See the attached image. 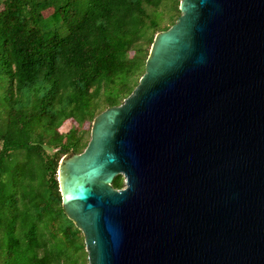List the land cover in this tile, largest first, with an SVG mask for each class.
Wrapping results in <instances>:
<instances>
[{
    "label": "water",
    "instance_id": "1",
    "mask_svg": "<svg viewBox=\"0 0 264 264\" xmlns=\"http://www.w3.org/2000/svg\"><path fill=\"white\" fill-rule=\"evenodd\" d=\"M179 10L132 92L59 161L88 264H264V0Z\"/></svg>",
    "mask_w": 264,
    "mask_h": 264
},
{
    "label": "trees",
    "instance_id": "2",
    "mask_svg": "<svg viewBox=\"0 0 264 264\" xmlns=\"http://www.w3.org/2000/svg\"><path fill=\"white\" fill-rule=\"evenodd\" d=\"M179 14V0H0V264H86L59 161L82 151L85 120L132 92Z\"/></svg>",
    "mask_w": 264,
    "mask_h": 264
},
{
    "label": "rangeland",
    "instance_id": "3",
    "mask_svg": "<svg viewBox=\"0 0 264 264\" xmlns=\"http://www.w3.org/2000/svg\"><path fill=\"white\" fill-rule=\"evenodd\" d=\"M180 1V0H179ZM159 32V31H158ZM91 121L90 120H85L84 123L82 124V126L79 128L80 132L79 134L82 135L83 140L86 141L88 134L90 132V127H91ZM69 127H78L77 124L74 122V120L69 119L67 120L62 126H61V130L62 131H66L67 129H69ZM71 153H67L64 154L62 157H68ZM85 259H86V264H88L87 262V254L84 255Z\"/></svg>",
    "mask_w": 264,
    "mask_h": 264
}]
</instances>
